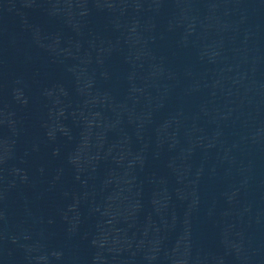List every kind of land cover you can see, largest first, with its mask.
Returning <instances> with one entry per match:
<instances>
[{"label": "water", "instance_id": "1", "mask_svg": "<svg viewBox=\"0 0 264 264\" xmlns=\"http://www.w3.org/2000/svg\"><path fill=\"white\" fill-rule=\"evenodd\" d=\"M0 264H264V0H0Z\"/></svg>", "mask_w": 264, "mask_h": 264}]
</instances>
